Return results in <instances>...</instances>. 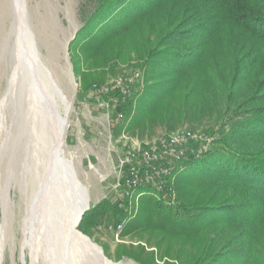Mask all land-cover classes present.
<instances>
[{
  "label": "trees",
  "instance_id": "1",
  "mask_svg": "<svg viewBox=\"0 0 264 264\" xmlns=\"http://www.w3.org/2000/svg\"><path fill=\"white\" fill-rule=\"evenodd\" d=\"M131 38L140 51L128 54L161 86L140 98L136 122L157 117L173 129L228 115L229 128L182 165L177 205L139 189L137 216L126 221L102 200L78 230L86 220L123 225L153 242L162 264H264V0H97L68 47L80 86L121 59Z\"/></svg>",
  "mask_w": 264,
  "mask_h": 264
},
{
  "label": "rangeland",
  "instance_id": "2",
  "mask_svg": "<svg viewBox=\"0 0 264 264\" xmlns=\"http://www.w3.org/2000/svg\"><path fill=\"white\" fill-rule=\"evenodd\" d=\"M23 3L27 21L22 34L28 41L40 87L48 97L49 111L53 119L59 120L63 157L86 191L81 205L91 209L102 200L112 201L118 204L117 215H125L128 221L137 216L141 205L138 197L127 199L126 203L115 190L118 157L183 129L203 133L215 142L222 138V130L229 128L228 115L216 124L212 120L200 124L185 120L176 123L173 129L157 117L136 122L145 106L139 103L140 98L161 89L157 84L160 79L147 82L142 62L133 53L128 54L133 49L140 51L141 39H126L121 59L97 70L96 81L83 88L74 75L71 58L75 55L68 51V44L96 7L97 0H24ZM13 20L12 0H0V264H57L33 216V201L42 189L37 188V175L26 159L28 125L15 86L19 37L11 33ZM119 77L133 78L127 93L99 90L111 86ZM33 148V142H28L29 159L36 160ZM163 201L177 205L175 191ZM109 226H114L113 222L86 220L83 232L78 231L101 249L109 264H140L134 259L138 255L149 263L154 256V264H162L154 243L145 236L125 235L123 225L119 231L109 230ZM75 259L77 264H97L80 250ZM65 262L61 260L60 264Z\"/></svg>",
  "mask_w": 264,
  "mask_h": 264
},
{
  "label": "bare ground",
  "instance_id": "3",
  "mask_svg": "<svg viewBox=\"0 0 264 264\" xmlns=\"http://www.w3.org/2000/svg\"><path fill=\"white\" fill-rule=\"evenodd\" d=\"M24 0H12L14 7V20L11 33L14 32L19 37L17 43L18 54L15 62V86L18 92V101L22 111L24 122L27 123V137H33L34 154L36 160L29 159L28 143L26 145V159L29 166L37 175L36 186L42 191L34 198L33 216L36 217L41 232V237L46 239L49 252L56 258L57 264L61 260L67 264H77L75 259L78 250L87 253L91 258L99 254V249L83 235H78L73 231V225L76 223L78 215V206L75 209V199L73 196L65 195L60 188V178L64 179L62 174L55 171L54 158H49L48 149L42 137L53 135L49 133L50 121L54 120L49 108L48 97L41 89V85L33 69V59L25 35L22 34L23 26L26 24V14L24 9ZM25 30V29H24ZM40 125L42 130H40ZM37 130V131H36ZM36 132V134L34 133ZM26 132V131H24ZM40 136V138H38ZM56 136L60 138L61 146L62 135L57 132ZM43 195V196H42ZM85 208V206L81 205ZM55 215L60 218L61 224L55 227ZM38 237V236H37ZM90 251V252H89ZM63 256L64 259L58 257ZM70 256V257H69ZM65 262V263H66ZM109 264L107 259L101 258L96 263Z\"/></svg>",
  "mask_w": 264,
  "mask_h": 264
},
{
  "label": "built area",
  "instance_id": "4",
  "mask_svg": "<svg viewBox=\"0 0 264 264\" xmlns=\"http://www.w3.org/2000/svg\"><path fill=\"white\" fill-rule=\"evenodd\" d=\"M133 81V78L124 80L119 77L111 86L99 90L103 93L120 91L125 94ZM213 141L203 133L183 129L154 140L146 147L133 148L117 159L115 190L122 198L129 200L139 196V189H148L156 197L166 200L173 196L175 177L182 165L190 159L203 156ZM121 228L122 225H118L109 226L108 229L119 231Z\"/></svg>",
  "mask_w": 264,
  "mask_h": 264
},
{
  "label": "water",
  "instance_id": "5",
  "mask_svg": "<svg viewBox=\"0 0 264 264\" xmlns=\"http://www.w3.org/2000/svg\"><path fill=\"white\" fill-rule=\"evenodd\" d=\"M57 124L60 125L59 120L54 119V120L50 121L49 133L53 134V135L47 136L45 134L42 137V140H43L45 145H42V146L43 147L46 146V148L48 149L49 158H54V160H55L54 168H55L56 173L62 174L64 177V179H62V180L60 178V183H59L60 188L63 190V193L66 195L68 192V195L73 196V198L75 199V209L77 208V206L79 207L77 210L78 218H77L76 223L73 225V231L78 235H82L78 231V227L82 221V218H83L85 212L89 210V207L84 208L81 206V198H82V195H84V193L86 195V191L84 188H82L81 185H79L77 178L74 174V171L71 167V164L63 157V154L61 152L62 146H61V143L59 141L60 138L58 136H56V133L58 132ZM40 130H42L41 125H40ZM34 133L36 134L35 131H34ZM38 138H40V136ZM32 140H33V137L32 136L30 137V135H28V139L26 138V141H25V146L28 142H31ZM61 222H60L59 216L55 215V227L58 228L59 225L61 224ZM35 228L37 229V227H35ZM94 245L99 249V252H100L99 254H95L94 255L95 257L92 258L93 261L96 263V260H98V259L100 260V257L104 258V259H105V257L103 255L101 249L96 244H94Z\"/></svg>",
  "mask_w": 264,
  "mask_h": 264
}]
</instances>
